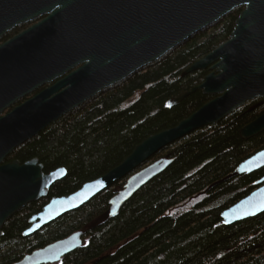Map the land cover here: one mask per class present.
I'll return each mask as SVG.
<instances>
[{"label":"water","instance_id":"water-1","mask_svg":"<svg viewBox=\"0 0 264 264\" xmlns=\"http://www.w3.org/2000/svg\"><path fill=\"white\" fill-rule=\"evenodd\" d=\"M244 7L229 41L194 63L182 77L209 71L204 82L168 102L180 105L197 91L212 100L176 127L152 135L121 165L78 192L51 199L29 220L31 237L79 211L118 182L126 184L110 201L115 218L123 206L173 163L170 155L152 161L194 132L219 124L260 99L264 105V0H0V38L37 22L0 46V115L46 85L35 97L0 118V240L4 227L28 205L45 199L67 176L50 174L34 159L5 161L50 125L100 93L153 64L193 35ZM252 107L250 110L255 109ZM264 133V114L242 128L243 140ZM264 169V150L242 162L221 183ZM256 189L221 214L224 226L264 213V177ZM83 232L25 256L15 264H56L83 246Z\"/></svg>","mask_w":264,"mask_h":264},{"label":"trees","instance_id":"trees-1","mask_svg":"<svg viewBox=\"0 0 264 264\" xmlns=\"http://www.w3.org/2000/svg\"><path fill=\"white\" fill-rule=\"evenodd\" d=\"M241 11L235 9L157 62L106 89L5 161L38 159L45 174L64 168L67 176L45 199L8 221L0 241V264L18 263L78 232L84 234L83 246L60 264H264V213L232 226L221 224V214L257 188L264 169L200 195L264 150V133L250 140L239 134L264 114V105L250 111L261 100L168 147L165 151L172 165L128 201L115 218L108 219L106 214L126 179L81 210L31 237L23 236L30 218L52 198L74 194L105 176L145 139L176 127L212 100L197 91L180 105L167 106L174 97L204 82L209 71L185 78L182 74L229 41Z\"/></svg>","mask_w":264,"mask_h":264},{"label":"flooded vegetation","instance_id":"flooded-vegetation-1","mask_svg":"<svg viewBox=\"0 0 264 264\" xmlns=\"http://www.w3.org/2000/svg\"><path fill=\"white\" fill-rule=\"evenodd\" d=\"M242 8V11H241V13L244 11V7H241ZM239 9V8H238ZM240 13V14H241ZM37 22H33V23H29V24H26V25H22V26H19V27H15L14 29H12V30H10V31H8V32H6L1 38H0V46H2V45H4L5 43H7V42H9V41H11L13 38H15L17 35H19V34H21L22 32H24L25 30H27L28 28H30L31 26H33L34 24H36ZM50 85H46V86H44L43 88H41V89H39L38 91H36L35 93H33V94H31L30 96H28L27 98H24V99H22V100H20V101H18L16 104H14V105H12L11 107H9L8 109H6L5 111H4V113H2L1 115H0V118H3V117H5L6 115H8L9 113H11L15 108H17V107H19V106H21V105H23L26 101H28L29 99H31V98H33V97H35L38 93H40L41 91H43L44 89H46L47 87H49ZM258 100H260V99H258ZM255 101H257V100H255ZM255 101H253V102H255ZM253 102H251V103H253ZM251 103H249L248 105H250ZM254 106H257V105H254ZM254 106H252V107H254ZM251 107V108H252ZM258 107V106H257ZM253 110H255V109H253ZM253 110H250V111H253ZM19 150V149H18ZM18 150H16L14 153H16ZM13 153V154H14ZM12 154V155H13ZM34 160V159H33ZM13 161H18V160H13ZM12 161V162H13ZM30 161H32V160H30ZM20 162V161H19ZM27 162H29V161H27ZM27 162H25V163H27ZM10 163V162H9ZM21 163V162H20ZM25 163H21L22 165L23 164H25ZM5 164H7V163H5ZM3 238V237H2ZM1 238V239H2ZM1 241V240H0ZM61 262H59V263H56V264H60Z\"/></svg>","mask_w":264,"mask_h":264},{"label":"rangeland","instance_id":"rangeland-1","mask_svg":"<svg viewBox=\"0 0 264 264\" xmlns=\"http://www.w3.org/2000/svg\"><path fill=\"white\" fill-rule=\"evenodd\" d=\"M167 151H163L162 153H160L155 159H158V158H160V157H164V156H166L167 155Z\"/></svg>","mask_w":264,"mask_h":264}]
</instances>
